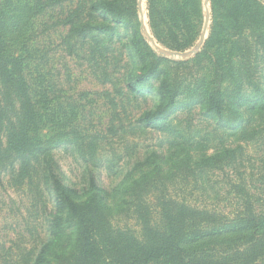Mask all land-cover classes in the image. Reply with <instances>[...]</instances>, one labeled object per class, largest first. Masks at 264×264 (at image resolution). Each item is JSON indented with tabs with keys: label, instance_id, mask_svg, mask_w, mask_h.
<instances>
[{
	"label": "rangeland",
	"instance_id": "rangeland-1",
	"mask_svg": "<svg viewBox=\"0 0 264 264\" xmlns=\"http://www.w3.org/2000/svg\"><path fill=\"white\" fill-rule=\"evenodd\" d=\"M132 1L136 13L130 25L138 42L131 48V31L122 27V38L112 44L96 34L85 39L68 35L70 25L98 21L87 14L89 0H63L33 20L30 60H22L21 44L8 37L0 65V264H34L44 244L48 252L42 257L48 263L40 264H90L78 255L76 227H45L37 170L41 145L76 191L77 203L99 207L113 227L135 235L139 219L150 226L148 232L166 228L163 203L171 208L173 201L186 202L210 216L197 232L188 231L189 249L242 245L249 231L233 229L241 225L246 208L233 194L234 185L256 197L252 213L264 219L259 200L264 198V106L258 92H264V52L250 47L254 33L264 39V12L263 28L254 30L250 9L228 11V0H176L182 10L175 17L178 29L166 30L165 38L157 40L148 0ZM187 37L193 43L182 52L168 47ZM154 56L168 61L156 70L163 80L170 81L176 69H187L182 76L187 93L178 103L191 92L202 100L171 113L180 135L175 142L136 122L144 111L164 106L165 98L155 92L137 97L125 87L124 77L146 71ZM240 75L260 81L251 90L243 87L242 101L236 90ZM216 84L229 99L222 113L227 126L206 111L203 101ZM230 113L243 119L235 131H228ZM152 152L158 155L155 166L130 170L136 158ZM89 172L100 187L96 194L84 191Z\"/></svg>",
	"mask_w": 264,
	"mask_h": 264
},
{
	"label": "trees",
	"instance_id": "trees-1",
	"mask_svg": "<svg viewBox=\"0 0 264 264\" xmlns=\"http://www.w3.org/2000/svg\"><path fill=\"white\" fill-rule=\"evenodd\" d=\"M17 1L19 0H0V65L5 57L6 49H9V40H7L9 36L16 39L14 45L21 44L22 60H30L28 47H31L32 39L35 36L33 20L41 16L47 9L59 5L63 0H32L30 4L21 8L17 5ZM232 1L228 0V11L233 6L250 9L249 14L253 15L249 21L253 29L260 30L263 28L264 22L261 24L260 16L264 12V7L260 0H235L233 3ZM88 4V16L91 18L94 16L98 21L95 23L84 21L76 26L70 25L68 35L77 39H85L91 34H96L103 36L108 44H112L122 38L118 31V27H122L124 30L130 29L131 31L128 48L137 44L138 39L132 36L135 32L130 25V21L136 13L134 1L89 0ZM147 4L150 27L157 40H159V35L163 36L166 30L178 29L175 17L178 11L182 10L176 0H169L167 5L161 3V0H148ZM246 18L247 16L242 19ZM237 19L239 18H236L234 22H237ZM257 33L259 35L254 33L250 36L253 40L256 39L253 47H250L255 53L264 52V39L261 41L257 37L262 39L263 35L260 32ZM159 38H165V36ZM192 40V37L180 39L168 47L171 50L182 52L187 47L192 46ZM166 62H168L166 59L154 56L146 71L137 70L133 75H126L124 80L129 93L137 97H144L155 92L165 98L164 106L152 112L144 111L136 122L140 127L156 131L170 142H175L180 138V135L169 119L171 113L199 105L202 100L191 92L189 99L178 103V99L187 93L183 88L182 78L187 69H176L172 79L166 81L162 79L161 73L156 71ZM2 67L0 66V73ZM258 81L244 79L243 75H240L236 90L241 93L237 94V98L239 97L240 101L246 99L243 87L247 86L251 90L253 86L258 84ZM214 86L208 89L204 95L203 101L206 104V111L211 113V116L217 117L223 126H227V123L222 121V113L227 107L229 99L227 100L226 96L223 95L218 84ZM258 92L264 106V92ZM252 106L255 104L253 103ZM242 125L243 119L240 114H228V131H235ZM48 151L49 149L42 145L37 147L39 154L37 158L38 181L43 187L44 201L42 207L45 227L49 230L76 227L79 234L78 255L90 264H264V219L252 213L251 204L256 197L242 189L240 185L232 186V190L233 194L236 193L241 196L246 211L244 210L242 214L241 225L233 230L249 231L243 244L227 249L217 246L189 249L186 242L192 237L188 231L197 232L196 228L208 223L207 218L209 219L210 216L205 211L196 210L186 202L173 201L171 208L166 203L161 205L167 220L165 229L154 233L148 232L150 226L142 219H139L141 222L139 235H135L129 229L115 228L104 217L99 207L75 201L73 194L76 191L63 181L60 169L50 158V155L46 154ZM157 158L158 155L154 152L146 157H138L130 170L137 171L148 165L155 166ZM99 190L100 187H98L92 173L89 172L88 185L84 191L96 194ZM259 200L264 208V198H259ZM216 222V220L212 222L210 230L215 228V224L218 223ZM47 252V245H42L34 264H40L41 261L48 263L47 259L42 257Z\"/></svg>",
	"mask_w": 264,
	"mask_h": 264
},
{
	"label": "water",
	"instance_id": "water-1",
	"mask_svg": "<svg viewBox=\"0 0 264 264\" xmlns=\"http://www.w3.org/2000/svg\"><path fill=\"white\" fill-rule=\"evenodd\" d=\"M264 1V0H263ZM172 55H174V54H172ZM187 55H182V57H186Z\"/></svg>",
	"mask_w": 264,
	"mask_h": 264
},
{
	"label": "bare ground",
	"instance_id": "bare-ground-1",
	"mask_svg": "<svg viewBox=\"0 0 264 264\" xmlns=\"http://www.w3.org/2000/svg\"><path fill=\"white\" fill-rule=\"evenodd\" d=\"M140 12H142V10H141ZM141 15H142V14H141Z\"/></svg>",
	"mask_w": 264,
	"mask_h": 264
}]
</instances>
